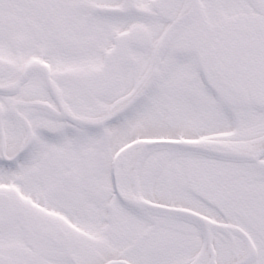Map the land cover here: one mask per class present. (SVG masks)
Segmentation results:
<instances>
[{
  "label": "snow or ice",
  "instance_id": "snow-or-ice-1",
  "mask_svg": "<svg viewBox=\"0 0 264 264\" xmlns=\"http://www.w3.org/2000/svg\"><path fill=\"white\" fill-rule=\"evenodd\" d=\"M0 264H264V0H0Z\"/></svg>",
  "mask_w": 264,
  "mask_h": 264
}]
</instances>
